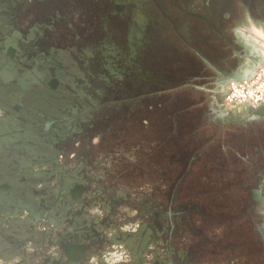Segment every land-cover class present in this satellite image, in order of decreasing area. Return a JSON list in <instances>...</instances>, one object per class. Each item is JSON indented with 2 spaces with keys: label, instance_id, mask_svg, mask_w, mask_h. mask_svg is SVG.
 Segmentation results:
<instances>
[{
  "label": "flooded vegetation",
  "instance_id": "obj_1",
  "mask_svg": "<svg viewBox=\"0 0 264 264\" xmlns=\"http://www.w3.org/2000/svg\"><path fill=\"white\" fill-rule=\"evenodd\" d=\"M242 1L264 31V0ZM233 9L229 0H0V264L207 255L221 264L241 249L247 264L251 246L264 255V106L240 115L224 102L231 75L255 73L264 56L235 29ZM181 88L214 97L192 121L186 100L168 104L165 203L134 201L113 187L96 143L128 121L151 122L154 96ZM202 121L244 134L210 156ZM197 169L205 194L194 189Z\"/></svg>",
  "mask_w": 264,
  "mask_h": 264
},
{
  "label": "rangeland",
  "instance_id": "obj_2",
  "mask_svg": "<svg viewBox=\"0 0 264 264\" xmlns=\"http://www.w3.org/2000/svg\"><path fill=\"white\" fill-rule=\"evenodd\" d=\"M233 6L234 12L237 14L232 23L240 34L245 33V37H249L260 46L262 55L264 56V31L261 27H257L255 22L246 14V7L242 0H229ZM162 29V26H161ZM164 30H162L163 32ZM165 33V31L163 32ZM235 40V39H234ZM165 43V41H164ZM175 46L177 42L171 41ZM163 62L161 58H158ZM264 64V63H263ZM148 66L143 64L138 69L139 73L148 71ZM200 86L207 85L205 81L196 82ZM207 87L206 89H211ZM214 95H209L201 89L181 88L171 90L166 93H159L154 98L157 99L152 109L148 111L151 122L147 124L140 122L136 124L133 120L123 123L119 127L112 128L115 133L110 137H106L104 144L96 143V154L103 158V167L105 170L112 171L110 178H116L117 184L113 187H121L130 193L134 201H141L145 197H152L154 204L165 203V160L162 156L164 150L162 142L167 136V119L164 114L168 108V104L174 99L186 100V107L182 109L181 114L185 119L192 121L194 115L203 112L212 102ZM162 101L165 102L163 105ZM251 111H240V115H248ZM237 114V115H238ZM191 125V124H190ZM199 135L202 144L201 151L207 155H224L223 145H227L231 135L244 134L243 129L237 123L217 124L200 122ZM186 129H194L192 126ZM121 140H124V142ZM166 152V149H165ZM166 154V153H165ZM234 157L235 155L232 154ZM152 156V157H151ZM153 158V159H151ZM198 166L196 165V168ZM201 173V184L194 188L200 192L210 190L208 180H204L206 172L199 170ZM253 183L249 184V187ZM193 188V187H192ZM205 192H203L205 194ZM204 196V195H203ZM204 201V197H201ZM143 217H137L135 221L142 220ZM129 227V226H128ZM210 228L208 232H210ZM249 261L247 264H264V255L260 250L250 247ZM243 249L227 256L229 261H220L221 264H246ZM232 260V261H231ZM234 261V262H233ZM213 261L207 255L199 264H212Z\"/></svg>",
  "mask_w": 264,
  "mask_h": 264
},
{
  "label": "built area",
  "instance_id": "obj_3",
  "mask_svg": "<svg viewBox=\"0 0 264 264\" xmlns=\"http://www.w3.org/2000/svg\"><path fill=\"white\" fill-rule=\"evenodd\" d=\"M224 102L228 107L250 105L258 107L264 102V64L254 75L243 81H232L226 92Z\"/></svg>",
  "mask_w": 264,
  "mask_h": 264
},
{
  "label": "water",
  "instance_id": "obj_4",
  "mask_svg": "<svg viewBox=\"0 0 264 264\" xmlns=\"http://www.w3.org/2000/svg\"><path fill=\"white\" fill-rule=\"evenodd\" d=\"M253 75H254V73H252V74H250V75H248V76H241L238 72H235V73H233V74L231 75V77H232L231 80H234V81L239 82V81H243V80H245V79H249V78H251ZM262 105L264 106V102H263Z\"/></svg>",
  "mask_w": 264,
  "mask_h": 264
},
{
  "label": "crops",
  "instance_id": "obj_5",
  "mask_svg": "<svg viewBox=\"0 0 264 264\" xmlns=\"http://www.w3.org/2000/svg\"><path fill=\"white\" fill-rule=\"evenodd\" d=\"M261 106H263V105H260V106H258V107L253 108V107H251V106H249V105L242 104V105H237L236 107H237L240 111H251V112H253V111L257 110V108H259V107H261Z\"/></svg>",
  "mask_w": 264,
  "mask_h": 264
}]
</instances>
